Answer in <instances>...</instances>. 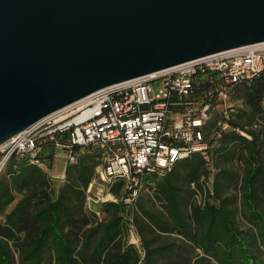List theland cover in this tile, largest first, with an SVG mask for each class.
Here are the masks:
<instances>
[{"label":"trees","instance_id":"obj_1","mask_svg":"<svg viewBox=\"0 0 264 264\" xmlns=\"http://www.w3.org/2000/svg\"><path fill=\"white\" fill-rule=\"evenodd\" d=\"M207 87L199 81L193 94ZM230 99L239 104L229 128L213 134L217 113L204 127L207 158L193 152L162 177L146 176L147 199L140 192L130 209L103 201L102 218L83 212L96 149L67 162L57 188L36 163L12 158L0 175V264H264V71ZM52 152L47 144L41 158L50 163ZM130 221L138 246L127 239Z\"/></svg>","mask_w":264,"mask_h":264},{"label":"water","instance_id":"obj_2","mask_svg":"<svg viewBox=\"0 0 264 264\" xmlns=\"http://www.w3.org/2000/svg\"><path fill=\"white\" fill-rule=\"evenodd\" d=\"M264 41V0H0V144L106 86Z\"/></svg>","mask_w":264,"mask_h":264},{"label":"built area","instance_id":"obj_3","mask_svg":"<svg viewBox=\"0 0 264 264\" xmlns=\"http://www.w3.org/2000/svg\"><path fill=\"white\" fill-rule=\"evenodd\" d=\"M263 71L261 41L100 88L1 143L0 175L12 158L25 157L41 167V152L47 144L52 145L53 158L60 155L68 163L90 147L100 154L93 182L108 190L101 202L120 200L130 209L146 176L162 177L193 152L207 158L205 125L217 113L213 134L227 130L226 119L239 104L230 99L233 88ZM199 81L208 87L194 95ZM116 183L121 184L118 196L110 190ZM206 186L210 189L209 181ZM204 193L195 194L198 203L204 200ZM129 230L133 232L131 221ZM129 241L138 246V239Z\"/></svg>","mask_w":264,"mask_h":264},{"label":"rangeland","instance_id":"obj_4","mask_svg":"<svg viewBox=\"0 0 264 264\" xmlns=\"http://www.w3.org/2000/svg\"><path fill=\"white\" fill-rule=\"evenodd\" d=\"M242 132H244V131H242ZM41 163H42L41 168L48 174V176L50 177L54 187L57 188L58 186H60L65 181L64 170H65L67 162H65V160L60 155L54 157L50 163H47V161H44V160L41 161ZM232 166L234 168H236L234 164H232ZM151 179L153 181L154 180L156 181L157 178H155V176L154 177L151 176ZM92 182H93V179L91 180L90 183H92ZM89 187H90L89 192L86 190V198H85V201L83 203V212L86 213L87 215H94L98 218L99 217L102 218L104 216V213H103V209H102L103 204L101 202V199L103 197H106V192L108 190L104 189V187L98 181H95L91 185L89 184ZM149 193H150L149 187H148V185H146L143 188V190L141 191V194L139 195L138 200L141 199L142 197L147 199ZM14 202L8 206L7 211L12 207ZM0 220H2V216H0ZM129 235H130L131 241H133V242L137 241V240L134 241V236L137 237V235L135 233H133V232L130 233V231L128 230L127 231V239L129 238ZM137 239H138V237H137ZM138 243H139V241H138Z\"/></svg>","mask_w":264,"mask_h":264},{"label":"bare ground","instance_id":"obj_5","mask_svg":"<svg viewBox=\"0 0 264 264\" xmlns=\"http://www.w3.org/2000/svg\"><path fill=\"white\" fill-rule=\"evenodd\" d=\"M94 183V182H93ZM103 193V192H102ZM99 195V194H98ZM100 198V197H99ZM137 240V237L136 236H134V241H136Z\"/></svg>","mask_w":264,"mask_h":264}]
</instances>
